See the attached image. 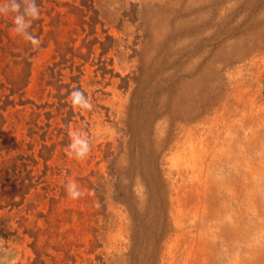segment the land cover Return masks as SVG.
<instances>
[{"label":"rangeland","instance_id":"1","mask_svg":"<svg viewBox=\"0 0 264 264\" xmlns=\"http://www.w3.org/2000/svg\"><path fill=\"white\" fill-rule=\"evenodd\" d=\"M70 3L44 1L24 97L33 103L4 113L7 136L25 141L30 112L49 122L21 147L39 160L35 185L23 195L4 183L9 264H264V0H93L109 39ZM61 52L62 75L42 92L40 74ZM14 57L2 58L4 74L22 68L5 64ZM73 76L93 108L65 122L58 95L71 103ZM73 131L90 140L84 160L69 154ZM158 169L170 231L151 253L140 223ZM73 180L86 193L76 200Z\"/></svg>","mask_w":264,"mask_h":264},{"label":"trees","instance_id":"2","mask_svg":"<svg viewBox=\"0 0 264 264\" xmlns=\"http://www.w3.org/2000/svg\"><path fill=\"white\" fill-rule=\"evenodd\" d=\"M45 0H36L39 8L43 7ZM68 6L71 5L72 8L76 11L78 17L80 18V23L88 25L95 35L97 34L96 28L100 25L101 32L105 34L106 38H111V35L108 34L107 29L104 27V24L100 22L97 15V10L94 8L93 0H73V3L67 4ZM41 12V11H40ZM45 20L43 18H39L33 21L30 31L33 35L40 39L43 35ZM5 23L6 28H0V69H1V62L2 58L7 54L11 57L20 56L18 61H4L5 64L8 62H12L14 66L22 65L20 71H11L9 74H4L2 70L0 73L3 75L0 76V201L2 197H4L7 192L4 190L6 187L5 182L10 181V188L12 191H20L23 195H25V190L29 191L31 187L35 184L31 182L32 177L30 176V171L34 170L35 167L39 164V160L33 153L31 147L26 149L21 148L25 146L27 143L33 141L32 136L39 135L36 131L38 130H45L43 127L47 125L49 122H44L42 126L38 122V118H40V114H36L35 111H32L28 114L29 118L26 119L22 124V129H26L28 138L30 141H25L23 135H21V139L18 138L16 135V131L12 130L9 131L11 136H7V132L5 130L6 125V117L5 112L7 108L10 106H22L25 107L29 103H33L28 98H24L26 94V88L30 81L31 76V66H32V59L37 52V49H33L31 44L28 41H25L22 37L11 39L8 35V28L11 26V21L6 20V16H0V24ZM7 30V32H6ZM4 37L7 39L4 42ZM97 41V38H95ZM57 43V42H55ZM15 49L19 51L15 53ZM104 50L103 47H101ZM104 53V51H101ZM14 54V55H13ZM61 61L52 62V64L48 65L43 72H41L39 77V86L40 90L43 92L48 86L55 85L59 80L57 79V75H62L61 73H57V70H61L60 64L62 62H67L68 60L65 59L63 52L60 54ZM15 58V57H14ZM55 58V56H53ZM66 60V61H65ZM101 62L104 63L105 61L100 58ZM71 61V59H70ZM73 66V62H71ZM102 69L105 70V67ZM61 72V71H59ZM80 74V72H79ZM72 81L78 84V88H80L79 77L73 76ZM76 88H72L74 90ZM71 88L68 87L64 97L69 95V92L72 91ZM59 104L58 109L61 114H64V110H66V115L63 118V121L67 122L74 115V107L72 104L65 100V102L61 101V96L58 95ZM8 132V133H9ZM43 139V138H42ZM45 145H42L40 148L41 154H39V158H42V150L45 148ZM46 161L48 159H45ZM45 169H47L46 162L44 163ZM157 169V168H156ZM27 175V176H25ZM156 181H158L156 192L151 191L152 189L148 186V205H146L148 209L147 219L141 221V227L144 231L145 239L148 240L147 244L145 245V249L150 250L151 253L155 251L157 247H159L161 240L164 239L166 233H168L169 225H167V216L166 210L168 205V198L167 192L165 190V185L163 178L159 172L156 174ZM16 181L18 184L16 185ZM27 182V183H26ZM153 198V199H152ZM6 199V198H5ZM123 205L128 208L126 202L124 200H120ZM5 205L1 204L0 202V209L4 208ZM137 223V222H136ZM135 223L133 224V229L136 232L138 230V225ZM151 256V255H150ZM133 259V258H132ZM147 264H153V256L149 259Z\"/></svg>","mask_w":264,"mask_h":264},{"label":"clouds","instance_id":"3","mask_svg":"<svg viewBox=\"0 0 264 264\" xmlns=\"http://www.w3.org/2000/svg\"><path fill=\"white\" fill-rule=\"evenodd\" d=\"M9 15L12 16L14 32L25 41H28L33 49H38L41 41L30 31L33 21L40 17V8L36 0H0V16ZM70 97L74 108L87 111L92 110V103L81 89L72 90ZM69 135L71 137L69 154L77 160L86 159L91 152L89 138L77 131L70 132ZM65 189L67 195L73 200L86 195L74 180L66 183ZM10 259L11 253L7 252L4 247H0V264H9Z\"/></svg>","mask_w":264,"mask_h":264}]
</instances>
